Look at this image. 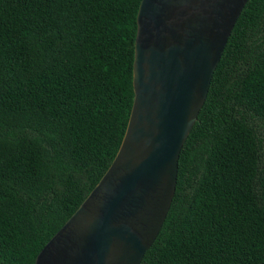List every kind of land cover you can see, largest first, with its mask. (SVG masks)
<instances>
[{
	"label": "trees",
	"instance_id": "1",
	"mask_svg": "<svg viewBox=\"0 0 264 264\" xmlns=\"http://www.w3.org/2000/svg\"><path fill=\"white\" fill-rule=\"evenodd\" d=\"M141 0H0V264H34L111 164ZM140 264H264V0H248Z\"/></svg>",
	"mask_w": 264,
	"mask_h": 264
},
{
	"label": "water",
	"instance_id": "2",
	"mask_svg": "<svg viewBox=\"0 0 264 264\" xmlns=\"http://www.w3.org/2000/svg\"><path fill=\"white\" fill-rule=\"evenodd\" d=\"M247 1H140L133 102L120 146L34 264L141 263L166 219L181 149Z\"/></svg>",
	"mask_w": 264,
	"mask_h": 264
}]
</instances>
